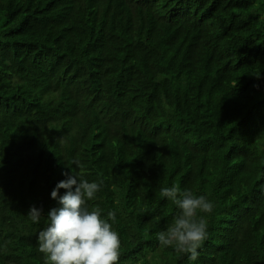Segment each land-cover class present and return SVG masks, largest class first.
<instances>
[{
	"label": "trees",
	"instance_id": "16d2710c",
	"mask_svg": "<svg viewBox=\"0 0 264 264\" xmlns=\"http://www.w3.org/2000/svg\"><path fill=\"white\" fill-rule=\"evenodd\" d=\"M75 2L0 0V264H45L57 135L113 122L129 159L95 165L87 206L115 212L117 264H264V0ZM174 184L214 204L195 261L157 239Z\"/></svg>",
	"mask_w": 264,
	"mask_h": 264
},
{
	"label": "clouds",
	"instance_id": "9594fccd",
	"mask_svg": "<svg viewBox=\"0 0 264 264\" xmlns=\"http://www.w3.org/2000/svg\"><path fill=\"white\" fill-rule=\"evenodd\" d=\"M76 0L74 6H77ZM21 116L38 136L54 134L58 127L47 120L46 128L41 125L43 116ZM130 134L125 124H100L92 132L67 128L53 142L50 158L59 176H66L51 193L57 207L47 212L48 224L38 234L39 251L45 254V264H117L120 259L121 239L113 230L116 214L113 211L102 218V210L89 211L87 201L94 199L104 185V180L89 182L97 164L121 166L128 159L126 149L120 145V134ZM130 132V133H129ZM60 189L66 192L61 195ZM110 196V195H108ZM160 196L166 197L179 212L166 231L157 233L161 247L174 246L177 252L188 254L195 261L198 249L207 239L205 221L197 219L198 211L211 213L214 204L204 196H195L179 185L162 187ZM96 198V197H95ZM43 208L30 207L29 218L39 223L44 215Z\"/></svg>",
	"mask_w": 264,
	"mask_h": 264
}]
</instances>
